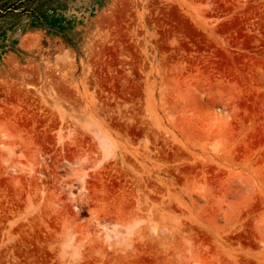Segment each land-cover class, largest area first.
<instances>
[{
    "label": "rangeland",
    "instance_id": "obj_1",
    "mask_svg": "<svg viewBox=\"0 0 264 264\" xmlns=\"http://www.w3.org/2000/svg\"><path fill=\"white\" fill-rule=\"evenodd\" d=\"M0 264H264V0H0Z\"/></svg>",
    "mask_w": 264,
    "mask_h": 264
},
{
    "label": "bare ground",
    "instance_id": "obj_2",
    "mask_svg": "<svg viewBox=\"0 0 264 264\" xmlns=\"http://www.w3.org/2000/svg\"><path fill=\"white\" fill-rule=\"evenodd\" d=\"M105 232H106V233L108 232V228H106Z\"/></svg>",
    "mask_w": 264,
    "mask_h": 264
}]
</instances>
